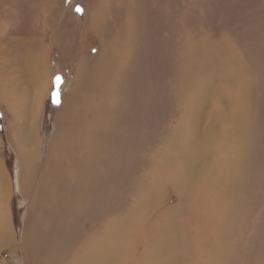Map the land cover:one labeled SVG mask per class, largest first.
Wrapping results in <instances>:
<instances>
[{"label":"bare ground","instance_id":"1","mask_svg":"<svg viewBox=\"0 0 264 264\" xmlns=\"http://www.w3.org/2000/svg\"><path fill=\"white\" fill-rule=\"evenodd\" d=\"M83 4V17L74 15V20L66 22L62 19L68 14L57 17L60 26L70 32L76 26L81 31H76L77 36L65 43L57 32H52L50 45L58 50L62 62L58 68L69 66L73 78L53 112L52 133L42 152L38 128L52 77L48 76L42 52L33 48L41 40L36 38V30L30 35L32 39L18 40L23 48L28 47L26 51L18 52L21 46L17 45L13 56L7 55L5 60L2 57L0 103L14 119L8 143L17 151L19 188L29 199L18 245L22 263L239 264L237 257L241 254L235 256L237 236L245 233L248 225L240 224L248 220L249 212L258 215L253 228L257 236L245 257L239 258L240 264H264V227L257 226V209L264 200V189L248 176L246 168L251 164L247 160L253 154L251 141L258 125L251 110L248 79L226 74L227 63L222 64L217 53L199 46L191 48L189 56L185 52L189 63L187 71H182L180 52L175 49L174 99L179 109L171 112L168 128V134H174L169 137L167 150L163 148L167 153L161 150L163 162L156 170L158 179L150 180L154 182L151 185L144 181L131 183L127 192L132 202L137 198L136 205L129 203L130 207L121 211L124 200L117 199L113 189L120 182L134 179L136 156L130 128L139 139L150 128L146 87L143 83L139 87L141 96L133 99L129 96L133 83L127 77L131 63L146 52V44L145 40L135 43L136 11L130 0H99L94 4L84 0ZM43 14L39 28L44 33L52 25L49 4ZM27 30L31 34L32 24ZM79 35L86 38L82 51ZM95 42L99 53L81 56ZM84 76L92 77L88 84L83 83ZM216 78L229 84L234 79L240 86L236 84V90L226 95L221 86L215 87ZM208 101L218 107L205 113ZM181 106L186 108L183 116ZM120 128L130 131L126 132L128 137L122 133L124 138L119 139ZM143 140L141 143H145ZM4 167L0 160V253L17 246L8 211V169L5 172ZM259 167L253 164L254 169ZM169 181L178 202L162 207L155 215L156 208L166 200L165 186ZM256 247L261 250L260 256L252 251ZM0 264L9 263L0 260Z\"/></svg>","mask_w":264,"mask_h":264},{"label":"rangeland","instance_id":"2","mask_svg":"<svg viewBox=\"0 0 264 264\" xmlns=\"http://www.w3.org/2000/svg\"><path fill=\"white\" fill-rule=\"evenodd\" d=\"M83 1L84 0H23V3H21L22 0H20L19 4V0H0V66L3 63L4 57L7 55L13 56V50H18L19 45L21 46V48H19L21 50H19L18 52H22L23 50L26 51L28 47L26 46L23 48V44L21 45L19 41H21V39L23 40L25 37L32 39L33 37L31 36L33 35V33H35L36 30L38 34L36 38H39V40H41L39 41V46L34 45L35 47L33 48L37 52H42L41 55L43 54V58L47 60L48 76L49 78L52 77L50 81L51 87L46 92L45 98L43 100V114L38 128L40 133V150L44 147V143L46 142V140H48L52 133L53 112L58 108L60 99L67 91L68 85L73 78V74L69 66H64L65 68L63 67V70H61V68H58L62 65V62L60 60L58 50L54 49L53 46L50 45L52 37L54 36L52 32H57L58 37H60L59 39H61L60 41H64L65 43L67 40H70L69 38L77 36L76 31H81H78V28L76 26H72L71 28L74 32H70L69 30H67V27L64 28L62 25V27L60 26L61 21L57 20V17L60 14H68L67 17L62 19L65 22L66 20H74L75 16L76 18L83 17L85 15H83V13H85L84 10L86 9ZM88 1L90 4H94V2L96 3L99 0ZM130 1L132 2L136 11L137 26L135 27L137 29V32L134 37L135 43L139 42L140 40H145L146 52L148 53L142 52L143 54H141V57L143 56L145 60L139 57L138 60H134L129 67L127 77L132 81L130 83H133V90L129 93V96H131L133 99L134 97H140L141 92L139 87H141V85L144 83L146 87L145 94L149 110L150 128L148 129V132H145L144 135H141L140 139L139 135H136L137 133L130 127V131L132 132L126 130L125 128H120L121 130L119 129L120 140L124 138V135L128 137L129 132V137L134 138H131L133 144L132 152L136 156V161L133 165L134 174L136 175H134V179L130 178V180L120 182V185H114V187L116 188L113 189L116 194L115 197L119 200H124V203L122 205L123 208L119 206L121 207V211H124V209L130 207L129 203H131L132 206L133 204L136 205L135 199L137 198L134 197V202H132V199H130L132 198L131 193L129 194L127 192V189L129 191L130 185L132 187V184H134V182L136 184L139 181H144L146 185L147 183L148 185H151L152 183H154H151L152 180L158 179L156 170L163 162V158H161V150L163 153H167L166 150L169 145V137L174 134V132L168 134V128L171 122V112L179 109L174 99V71L172 68V59L174 57V51L176 48L179 49V52L181 53H179V57L181 70L183 69L182 71H187L188 69V56L191 53L193 47L199 46L200 49L205 48L206 50L210 51V53H217V59L222 64L227 63V66H225L227 70H225L224 67L225 73L230 72L237 77L248 79L249 83L251 84V110L254 114H256L255 116H257L256 121H258L256 124L258 125H256L257 128L255 129V132H253V141H251V143L253 142V154L251 155L253 158L251 160L250 156V158H248L247 160V164L251 163L250 165L252 166L249 165L246 168H248V176L251 177L254 182L257 181V183L260 185L261 190H263L264 148L262 147L264 146V0ZM48 4L50 5V23L52 25L50 27V30L47 29L43 33L41 27L39 28V26L44 15L43 11ZM19 5L22 6V8ZM30 10L33 12H30ZM29 13L30 15H27ZM39 14L42 15L40 16ZM115 16L116 14H113V17ZM31 24L34 30H30V34L28 33L27 28L30 27ZM80 26H82V24ZM83 29L84 28L82 26L80 30ZM141 32L143 33V35ZM81 37L83 36L79 35L77 38V41L79 40V46H84L80 51H82L86 47V38L83 39ZM93 40L94 38L90 40V43H92ZM183 47L185 48V50H182ZM186 47L188 48L186 49ZM155 52H157V55L155 54ZM185 52L188 53V56L187 54H185ZM73 53L76 52L73 51ZM98 53L99 44L95 42L91 44L89 48L81 54V56H93ZM77 58L78 60L80 59L79 53H77ZM229 61L233 62L232 65L228 63ZM63 63L67 65L65 61ZM90 79H92V77L84 76L83 83L88 84ZM213 82L215 87L221 86L226 95H230V93H233L236 90V84L240 86V83H238L239 81H236L234 79H231L232 83L230 84L224 82L221 78H216ZM85 92H87V90H85ZM126 99L127 98H125V100ZM209 103L210 102L208 101L204 108L205 113L208 112V109L218 107L212 106V104ZM254 104L256 105V107ZM181 109L184 110L182 113L183 116L186 112V108L183 109V107L181 106ZM166 114H169V116ZM207 116L208 113L206 115V118ZM12 123H14V119L12 118L10 113L5 110V108L2 106V103H0V160L4 162V168H6L5 172L8 169V173L6 172V175L8 177V181L10 182L9 192L11 193H9L10 199L8 201V211L12 224H14L12 227L16 242L15 245H17L15 247V250H3L0 253V260L9 264H23L20 247L18 245H20L19 243L23 230V221L24 217L26 216L25 214L29 199L27 195L21 192V188H19V181L17 179L18 171L16 166L18 160L17 151L8 143V137L12 135L9 130V127L13 126ZM182 124L184 126L183 122ZM144 129L146 130V127ZM122 133L124 134L123 136ZM133 135L135 137H133ZM135 138L137 139L135 140ZM141 140H143L145 143H141ZM127 141L131 145L130 140L127 139ZM164 147H166V150L163 149ZM255 148L258 150H256ZM259 149H263V152ZM258 151H260L263 156H260V152ZM259 156L261 158H259ZM41 157L40 159H42ZM255 157H257L256 160L254 159ZM249 160L251 161L250 163ZM253 164L254 167H260L254 169ZM252 170L253 172L251 173ZM256 170L258 172H256ZM261 171L263 173V177L261 174H257L261 173ZM255 173L258 176L255 175ZM261 179L262 181H260ZM165 187L167 190L166 200L160 207L156 208V212L154 211L155 215H157L162 207L174 206L178 202V195L174 192L173 188H171L170 181ZM256 189L257 188H254L253 190L252 188V191H256ZM134 195H136V193ZM127 196L129 197L127 198ZM125 205L127 206L125 207ZM247 206L250 205L247 204ZM258 206L259 207L257 211L259 212V219L257 226L261 225L264 227V200L262 201V203H259ZM152 208L155 209V207ZM248 214V217L246 216V219L248 220L240 224V226L248 225V227L245 228V233L242 235V237L237 236L238 244L236 245L235 256L241 254V256L237 257L239 264L240 260H242V256L245 257L249 246L254 243V240L257 236V230H253V228L256 225L254 221L256 220V217H258V215L255 216L254 213L251 215L249 212ZM92 217L94 218V216ZM86 221L87 220L84 219V222ZM100 224H103L102 219L100 221ZM192 248L194 247L192 246L191 249ZM258 248L259 247H256L251 250L255 255L260 256V254L262 253L261 250L259 251L260 248ZM67 264H70V262H67Z\"/></svg>","mask_w":264,"mask_h":264}]
</instances>
